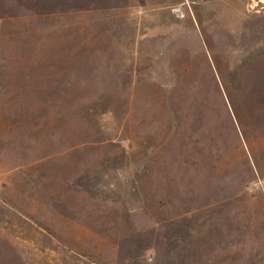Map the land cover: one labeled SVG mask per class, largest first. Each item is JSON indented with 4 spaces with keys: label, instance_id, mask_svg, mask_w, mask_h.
Listing matches in <instances>:
<instances>
[{
    "label": "rangeland",
    "instance_id": "obj_1",
    "mask_svg": "<svg viewBox=\"0 0 264 264\" xmlns=\"http://www.w3.org/2000/svg\"><path fill=\"white\" fill-rule=\"evenodd\" d=\"M0 264H264V0H0Z\"/></svg>",
    "mask_w": 264,
    "mask_h": 264
},
{
    "label": "crops",
    "instance_id": "obj_2",
    "mask_svg": "<svg viewBox=\"0 0 264 264\" xmlns=\"http://www.w3.org/2000/svg\"><path fill=\"white\" fill-rule=\"evenodd\" d=\"M155 8L158 9V6H156Z\"/></svg>",
    "mask_w": 264,
    "mask_h": 264
}]
</instances>
